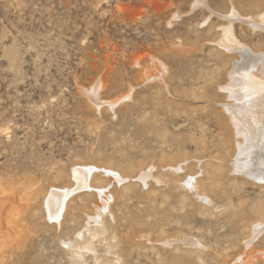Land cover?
I'll return each mask as SVG.
<instances>
[{"label":"rangeland","instance_id":"rangeland-1","mask_svg":"<svg viewBox=\"0 0 264 264\" xmlns=\"http://www.w3.org/2000/svg\"><path fill=\"white\" fill-rule=\"evenodd\" d=\"M232 5L245 17L235 20ZM263 16L264 0H0V182L19 186L31 179L46 186L58 173L83 164L102 168V174L113 169L118 180L124 177L123 184L112 181L114 189L127 192L115 196L106 218L109 233L117 238L108 241L117 247L113 244L108 253L98 245V260L90 255L89 264L117 252L128 264H264V230L252 247L247 245L253 224L264 222V188L234 174L223 177L222 185L207 182L216 205L228 198L234 208L245 205L237 234L222 243L218 256H210L226 216L202 211L190 192L185 201L174 197L158 182L157 170L186 160L180 176H200L201 164L190 162L222 158L218 141L204 136L214 130L203 112L208 104L192 93L206 76L222 74L216 78L224 82L226 69L238 58L223 54L217 42L228 20L236 21L242 45L264 51V31L249 26ZM151 56L168 67L170 94L158 83L145 82ZM131 90L132 99L123 101ZM214 95L209 93L211 100L219 98ZM141 174L152 175L148 185L139 182ZM101 201L105 198L76 200L82 214L76 221L68 216L59 236L71 238ZM166 206L173 218L155 226ZM36 230L39 240L22 262L68 264L53 241L56 231ZM199 242L206 247H197ZM242 254L252 259L238 260Z\"/></svg>","mask_w":264,"mask_h":264},{"label":"bare ground","instance_id":"bare-ground-1","mask_svg":"<svg viewBox=\"0 0 264 264\" xmlns=\"http://www.w3.org/2000/svg\"><path fill=\"white\" fill-rule=\"evenodd\" d=\"M231 10L232 16H234V19L236 18L235 20H237V17L240 19L241 17H245L240 13L235 5H232ZM224 18L226 19V17ZM235 20H228L229 25L222 28L223 35L221 33V40L219 38L218 40L220 41H217L218 45L224 49L222 50L220 48L221 51H223V54L233 52L238 55V58H235L234 62L232 61L233 64L230 65L229 69H226L224 82H220L218 77L216 78L218 75L216 73V76H210L211 78L209 79H206L208 78L206 76L204 77V82H201L200 87L197 88L196 93H192L194 99L205 100L208 104L203 109V112L206 114V118L210 119V124L213 126L214 130L212 131L209 127V130L204 132V134H206L204 136L210 138L212 137V139H215V142L218 141L222 147L220 148L222 149L224 155L221 159L219 158V161L212 158L213 160L206 159L201 162V159H205L202 157L199 158L201 161H197L196 164L190 162L192 167H198L199 164H201V168L199 169L201 171L200 176H197V174L187 175L185 178L180 176L187 170L185 168V166H187L186 160L183 161V163H179L178 161V163H172L170 165L167 164L157 168L160 172L158 182L165 185V188L162 185L164 189L168 188V190L174 192V197L181 196L182 200L185 201L186 198H184V196H187L186 193L189 194L190 192L193 197L196 196L197 198V203L195 204L198 205L199 200L202 203V211L212 215L221 213L226 216V224L224 222V226L226 228L216 236L214 242L212 243V247L209 249L210 256H218L217 252L219 251V248H221L222 243L226 241L230 242V237L236 233L243 220L242 211L244 210L245 205L240 202L239 205L236 206L237 208H234V201L230 198H228V200L226 199V204L222 205L220 202L221 205L218 206L219 203L216 205L207 192V188L210 187L207 182L212 181L217 185H222L223 182L221 179L223 177L228 176L227 174H234V179H243L251 182L253 185H258L261 186V188H264V51L256 52L252 49L248 50L241 42L238 41L233 26V22ZM249 26H251L255 31L257 29L264 31V19H261L260 21L253 19V23H250ZM233 53L231 55H233ZM222 56L225 57V55ZM227 56H229V54H227ZM149 59L153 62V64L146 70L145 77L147 79H145V82L153 84L158 83L164 91H167V93L170 94L169 91H171V86L170 81L168 80V67L162 65V63H160V61L153 56ZM156 61L158 64H156ZM160 66L163 69L161 72ZM156 71H158V73ZM162 72L165 75H163ZM219 75L221 76L222 74ZM199 80H202V78ZM211 91H214V94L219 97L220 100L219 98L211 100L209 96ZM132 94L133 90H131L125 99L122 100L125 101L132 99ZM110 106L114 108L117 104H111ZM217 149L219 148L217 147ZM153 166L154 165L149 167L156 169V167ZM101 170L102 168L95 166L90 167L85 164L78 165L71 173L66 171L58 173L57 177H55L57 180L50 184H45L46 186L38 185L31 179H25V181L19 186L8 182L4 185L0 182V264H27V262L24 263L22 260H24L35 248L36 240H39L36 227H47L50 230L56 231L53 235V241L64 253L65 257L69 261L68 264H89L88 257L90 255V258L93 257V261L98 260L96 250L99 246H104V250L111 253L114 246L115 248L117 246L115 245V242H109L108 240L116 238V236H114L115 233L111 234L113 232L109 233L106 218H109L108 215L110 213L111 203L115 200V196L123 195L127 192V189L123 191L118 190L117 187L114 189L116 184L115 182L112 183L113 180H116L118 182L117 184H123L125 181L124 177L119 176L121 179L118 180L113 169H105L104 174L101 173ZM204 173H206L205 178L203 177ZM151 176V174H141L139 182H142L146 186V181L151 178ZM186 178H189V180L187 181ZM214 183L212 184L214 185ZM111 184L113 185L112 189H114L112 191L110 189ZM131 184L132 183L129 185ZM230 185L234 188V191L235 189H238L236 184L232 185L231 183ZM233 188H231V190ZM213 189L214 187L212 190ZM217 190H219V186ZM121 192H123V194H120ZM217 192L219 195L222 194L221 191H213L212 193L215 194ZM91 198L101 200L105 198V202L101 201V203L94 205V216L91 215L89 219H84L82 217L84 219V223L80 229L74 231L75 233L73 232L74 234L71 238H61L58 231L65 227L66 218L71 215V219L76 221V218H78L80 213L82 214V212L77 210L76 204H78V202L75 204L76 200L84 202ZM165 202L169 204V199L167 197L165 198ZM162 213L163 218H161L160 223L157 222L155 226L168 223L173 218H171L172 213L168 207L167 209L165 208V211ZM220 224H222V222ZM33 225L35 226V229L33 228ZM253 225L254 226L251 228V239L247 241L248 248L254 245L264 230V222H257ZM166 246L172 247L170 244H167ZM197 247L204 248L206 246H203L199 242ZM119 249L120 248L117 250ZM117 254L113 257L107 256L109 260L105 259L106 261H101L98 264H128V258ZM251 259V255L242 254L238 260L244 262L246 260L250 261ZM39 264H42V262Z\"/></svg>","mask_w":264,"mask_h":264}]
</instances>
